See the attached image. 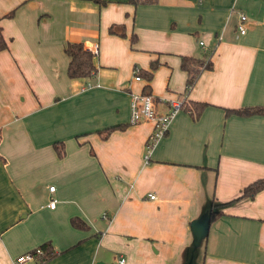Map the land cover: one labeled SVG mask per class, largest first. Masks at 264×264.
I'll use <instances>...</instances> for the list:
<instances>
[{
  "label": "crops",
  "instance_id": "0c3cea01",
  "mask_svg": "<svg viewBox=\"0 0 264 264\" xmlns=\"http://www.w3.org/2000/svg\"><path fill=\"white\" fill-rule=\"evenodd\" d=\"M0 26V264L47 241L57 254L26 264H264V189L241 196L264 178V115H226L264 105V0H0ZM72 43H97L92 76L70 77ZM199 50L214 67L185 93ZM146 85L159 113L209 103L181 108L148 163L155 122L130 108Z\"/></svg>",
  "mask_w": 264,
  "mask_h": 264
},
{
  "label": "trees",
  "instance_id": "16d2710c",
  "mask_svg": "<svg viewBox=\"0 0 264 264\" xmlns=\"http://www.w3.org/2000/svg\"><path fill=\"white\" fill-rule=\"evenodd\" d=\"M158 0H130V3L138 6V5H151L156 4ZM13 12L7 14V16H11ZM112 34H119L121 36H125V26L122 25H112L109 29ZM136 36L132 38L134 41ZM8 48L7 41L3 35L2 28L0 26V51ZM66 52L70 57V65H69V75L73 78H86L92 76L97 67L94 63V56L90 51L84 49L82 43H72L66 48ZM158 66L157 63H154L152 66V70H154ZM214 67L213 61L211 59V55L206 53L202 57L189 55L183 56L181 60V68L187 73V80L185 86V93L190 92L193 86L198 81L199 77L205 70H212ZM138 74L140 77H144L147 80H151L153 77V73L150 71H143L141 68L138 70ZM141 93H150L149 85H146ZM209 105L207 102H199V101H184L182 105V109L189 111L193 117L198 118L203 110ZM239 115V116H252V115H264V105H256V106H241L238 108H226V115ZM55 147L60 156H63L66 152L65 145L63 142L55 143ZM264 189V178H259L246 186L243 191V197H254L259 191ZM222 212H216L214 209L211 212V220L221 215ZM73 225L77 227L85 226L86 223H83L81 219L75 217L72 219ZM44 254L40 256L41 261L48 260L54 257L57 253H55L53 246L50 241L44 242L41 246Z\"/></svg>",
  "mask_w": 264,
  "mask_h": 264
},
{
  "label": "built area",
  "instance_id": "2783aa9c",
  "mask_svg": "<svg viewBox=\"0 0 264 264\" xmlns=\"http://www.w3.org/2000/svg\"><path fill=\"white\" fill-rule=\"evenodd\" d=\"M247 16L245 13L240 14V21L237 25V33L235 35L236 39H239L242 35L247 32L246 26ZM202 45H205L204 41H201ZM84 49L90 51L94 57L99 53V47L97 43L83 45ZM139 67H135L134 73L137 80L141 79L138 74ZM184 99H173L170 102V108L167 112L159 113L156 109L157 99L153 94L147 93H133L130 103L131 108V122L137 123L144 119H151L155 122L154 130L152 135L149 137V140L146 144V151L144 154V161L148 163L151 158V153L156 142L165 136L169 130V126L175 114L182 108ZM50 190L54 191L55 186H50ZM151 198H155L154 194H149ZM55 203L52 201L50 203L51 207H54ZM44 254L43 249L38 247L33 251H30L24 255H21L17 258V264H26L28 261L34 260L38 256ZM120 264H125V258L120 259Z\"/></svg>",
  "mask_w": 264,
  "mask_h": 264
},
{
  "label": "rangeland",
  "instance_id": "374dc122",
  "mask_svg": "<svg viewBox=\"0 0 264 264\" xmlns=\"http://www.w3.org/2000/svg\"><path fill=\"white\" fill-rule=\"evenodd\" d=\"M209 54H210V52H208ZM206 53L204 52V51H201V50H199L198 52H197V56L198 57H202V56H204Z\"/></svg>",
  "mask_w": 264,
  "mask_h": 264
},
{
  "label": "water",
  "instance_id": "95a60500",
  "mask_svg": "<svg viewBox=\"0 0 264 264\" xmlns=\"http://www.w3.org/2000/svg\"><path fill=\"white\" fill-rule=\"evenodd\" d=\"M99 264H113V263L100 262Z\"/></svg>",
  "mask_w": 264,
  "mask_h": 264
}]
</instances>
